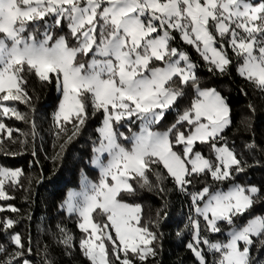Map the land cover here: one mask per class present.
Returning <instances> with one entry per match:
<instances>
[{
    "label": "snow or ice",
    "instance_id": "1",
    "mask_svg": "<svg viewBox=\"0 0 264 264\" xmlns=\"http://www.w3.org/2000/svg\"><path fill=\"white\" fill-rule=\"evenodd\" d=\"M65 26L66 34L57 35ZM177 33L200 54L209 72L227 73L235 57L238 74L264 92V0H0V116L28 119L3 103H30L27 73L54 84L60 93L54 120L60 131L73 126L66 143L86 126L89 107L93 115L103 116L92 148L99 183L70 192L62 205L80 218L77 226L85 235L79 247L90 264H143L157 255L167 205L155 221L143 222L141 205L124 197L134 196L138 187L163 198L170 191L165 187L169 177L191 198L195 215L185 225L192 233L185 246L198 264H209L207 253L215 257L212 264H264L251 255L257 244L253 238L264 250V215L253 214L258 203L264 204V188L232 183L227 191L205 185L189 192L201 176L228 182L247 165L225 136L231 124L227 98L200 85L197 65L172 45ZM186 86L196 93L190 106L169 128L154 130L185 95ZM133 118L141 122L140 131L127 137L118 127L134 123ZM0 130L5 124L0 123ZM12 131L7 129L10 139ZM197 143L208 145L211 156L197 151ZM103 153L109 157L106 164L100 159ZM161 165L166 175L158 170ZM21 175L20 169L0 167V200L11 199L5 179L15 187ZM245 215L250 218L238 225L237 218ZM17 223L11 217L0 219V234L9 235L12 247L9 252L0 244V264H30L25 257L33 249L14 231ZM222 224L229 227L225 240L204 235L222 233ZM58 231V242L73 247L67 230L58 226ZM44 251L41 264H55Z\"/></svg>",
    "mask_w": 264,
    "mask_h": 264
},
{
    "label": "trees",
    "instance_id": "2",
    "mask_svg": "<svg viewBox=\"0 0 264 264\" xmlns=\"http://www.w3.org/2000/svg\"><path fill=\"white\" fill-rule=\"evenodd\" d=\"M37 26H33L35 29ZM39 31L42 33L43 28ZM64 30H56L57 35H64ZM172 45L184 50L197 65V75L201 86L217 89L228 100L230 105L231 124L225 130L229 146L243 158L247 168L242 174L235 175L231 181L215 182L210 176H201L189 186V192L196 191L205 185L226 189L232 183L256 185L264 188V92L246 81L237 72L238 61L233 57L229 71L223 75L208 71V65L191 45L175 36ZM25 90L30 96V103L8 102V106L16 107L27 120H17L13 115L8 118L0 116V121L6 129H12V138L2 131L0 137V166L9 169H20L22 175L13 187L8 181L4 184L5 191L11 199L1 202L10 204L16 212L4 210L0 219L11 217L18 221L15 232L21 233L26 244L33 249L25 258L30 264H41V259L47 256L55 264H90L79 247L80 239L85 235L78 228V217L67 215L60 206L70 188L79 187L83 175L97 179L98 173L90 166L93 156V143L98 142L97 129L101 126L103 116L93 115L89 107V118L86 126L71 142L68 136L73 131L71 124L65 125L66 132L60 131L54 123V113L61 98L54 84L41 82L35 75L26 74ZM245 90L246 94L244 91ZM194 88L185 87V95L179 103L168 111L158 128H167L177 120L178 113L190 106L195 98ZM250 105L252 106L250 108ZM34 125V126H33ZM65 144L61 149L60 145ZM248 145H255L254 149ZM199 148V146H198ZM204 156H211L206 150ZM165 175L166 172L159 167ZM154 181V174L151 175ZM165 187L170 191L163 194L157 191L136 189L134 196L125 195L124 200L130 204L142 207L143 222L155 221L157 212L167 205V218L162 219L158 229L160 239L157 241V255L147 257L143 264H198L194 254L185 246L191 239L192 233L185 229L189 216H194L190 208L191 198L186 193L174 187L172 178L165 181ZM254 215H264V204L255 206ZM95 213L93 217L95 218ZM250 216L237 218L236 223L243 225ZM58 226L67 230L73 237L74 246L65 248L59 240ZM223 232L213 234L205 232L212 240H225V231L229 228L222 224ZM180 232L181 235H177ZM30 238V240H29ZM251 255L264 259V250L259 249L258 239ZM0 244L12 251L8 234H0ZM39 253V254H38ZM209 264L215 257L207 253Z\"/></svg>",
    "mask_w": 264,
    "mask_h": 264
},
{
    "label": "rangeland",
    "instance_id": "3",
    "mask_svg": "<svg viewBox=\"0 0 264 264\" xmlns=\"http://www.w3.org/2000/svg\"><path fill=\"white\" fill-rule=\"evenodd\" d=\"M157 64H158V66H159V62H157ZM194 91H195V89H194ZM58 92V91H57ZM59 93V92H58ZM61 99V98H60ZM60 101V100H59ZM5 105H7V103L8 102H3ZM59 103V102H58ZM8 106V105H7ZM57 107H58V104H57ZM57 107H56V110H57ZM56 110H55V112H56ZM170 110H174V108H172V109H170ZM169 110V111H170ZM168 112V111H167ZM166 112V113H167ZM11 116V114H9V116H2V117H4V118H8V117H10ZM133 120H134V123H127V122H125V124H124V126L123 127H118V131H121V132H123L124 134H125V136H127V137H131L134 133H138L139 131H140V127H141V122L138 120V119H135V118H133ZM163 120V119H162ZM162 120L159 122V124L158 125H154L153 126V128H154V130H156V131H164V130H166L167 128H169L170 126H168L167 128H163V129H161V128H158L159 126H160V124H161V122H162ZM0 123H2L1 121H0ZM54 123H55V120H54ZM101 126H102V123H101ZM100 126V127H101ZM2 131L3 130H0V137H1V133H2ZM5 134L6 135H8V132H7V129L5 128ZM120 142L122 143V144H124L126 147H130L131 146V144H130V141H128V140H125V139H123V138H120ZM198 146H199V148H198ZM196 150L197 151H200L202 154L204 153V151L206 150L210 155L212 154L211 153V150H210V147L208 146V145H203V144H199V143H197V146H196ZM93 155H94V153H93ZM93 157V156H92ZM206 158L208 157V156H205ZM100 159H101V161L103 162V163H107V161H108V159H109V157H108V154L107 153H103V154H101V156H100ZM90 166L94 169V170H96L97 171V173H98V177H97V179H90V178H88V177H86L85 175H83L82 177H81V179H80V183H79V187H75V188H70L68 191H67V194H66V198H65V200L67 199V197H68V194L70 193V192H75V193H79V192H81V191H83V190H85V188H86V185L90 182V183H99V180H100V177H101V171H100V168L98 167V166H96V165H94L93 163H92V158H91V160H90ZM162 166V165H161ZM0 167H2V168H5V167H3V166H0ZM162 168H163V166H162ZM7 169H9V168H7ZM9 170H15V169H9ZM165 170V169H164ZM165 172H166V170H165ZM18 179V178H17ZM9 180L8 179H5V183L4 184H6L7 182H8ZM230 187V186H229ZM227 189H228V187L226 188V189H223L222 191H227ZM64 200V201H65ZM1 202H3V200H0V208H3L4 210H9V206H12V205H10V204H6V205H3ZM64 204V202L62 203V205ZM62 205L60 206V209L61 210H63L67 215H70V213L67 211V208L66 207H62ZM13 207V206H12ZM193 213H194V210H193ZM71 214H75V213H71ZM77 217H78V222H79V220H80V218H79V216H78V214H75ZM194 215H195V213H194ZM105 219H106V217H105ZM228 231H229V228L225 231V235L227 236V234H228ZM113 235H114V232L112 233Z\"/></svg>",
    "mask_w": 264,
    "mask_h": 264
}]
</instances>
